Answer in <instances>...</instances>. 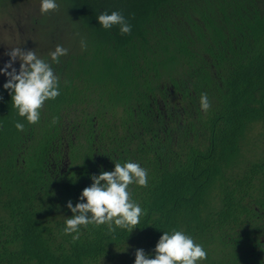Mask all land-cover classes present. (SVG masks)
<instances>
[{
	"label": "trees",
	"instance_id": "obj_1",
	"mask_svg": "<svg viewBox=\"0 0 264 264\" xmlns=\"http://www.w3.org/2000/svg\"><path fill=\"white\" fill-rule=\"evenodd\" d=\"M56 2L82 37L58 62L47 56L59 95L29 123L0 87V264H133L136 248L153 255L171 229L204 246L198 264H223L243 233L257 230L260 241L264 153L226 170L264 122V0ZM113 10L130 32L98 24ZM125 160L148 174L146 186L128 187L143 209L139 224L64 233L66 202Z\"/></svg>",
	"mask_w": 264,
	"mask_h": 264
},
{
	"label": "clouds",
	"instance_id": "obj_2",
	"mask_svg": "<svg viewBox=\"0 0 264 264\" xmlns=\"http://www.w3.org/2000/svg\"><path fill=\"white\" fill-rule=\"evenodd\" d=\"M57 6L56 0H40L42 14ZM96 18L105 29L119 25L121 33L131 31V24L118 10L103 11ZM67 51L58 44L49 55L53 62H58ZM7 55L9 59L0 66V74L6 78L0 87L8 91L17 114L27 122L35 123L40 118L39 109L43 102L59 95V79L51 64L31 49L11 47ZM17 60L18 69L14 63ZM200 107L205 111L210 107L205 93L200 96ZM15 127L22 130L24 124L16 121ZM90 178L91 184L81 190L77 202H66L72 214L64 221V233L74 234L73 239H76L81 225L107 224L109 231H114L115 226L130 232L139 224L143 209L139 203L130 199L128 190L132 183L139 186L148 183L147 170L138 161L114 162L111 170H101ZM150 251L153 253L151 256L143 248H136L133 264H198L207 258L204 246L180 229L163 230Z\"/></svg>",
	"mask_w": 264,
	"mask_h": 264
},
{
	"label": "rangeland",
	"instance_id": "obj_3",
	"mask_svg": "<svg viewBox=\"0 0 264 264\" xmlns=\"http://www.w3.org/2000/svg\"><path fill=\"white\" fill-rule=\"evenodd\" d=\"M58 8V6H57ZM40 12V0H8L0 3V65L9 59L11 47L33 50L38 57L47 59L56 45L73 47L82 37L73 33V25L62 10ZM19 67V60L15 61ZM6 78L0 74V84ZM264 153V122L253 124L242 142L241 162L228 168L226 176L241 172L244 165Z\"/></svg>",
	"mask_w": 264,
	"mask_h": 264
},
{
	"label": "flooded vegetation",
	"instance_id": "obj_4",
	"mask_svg": "<svg viewBox=\"0 0 264 264\" xmlns=\"http://www.w3.org/2000/svg\"><path fill=\"white\" fill-rule=\"evenodd\" d=\"M0 58L3 57L0 56ZM243 235L246 236L244 240L234 241L235 246L226 248L228 252L223 254V264H264V237L258 241L257 230L243 233Z\"/></svg>",
	"mask_w": 264,
	"mask_h": 264
}]
</instances>
